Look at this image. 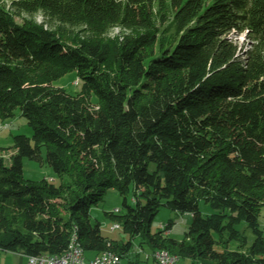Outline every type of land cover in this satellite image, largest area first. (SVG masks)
Here are the masks:
<instances>
[{"label":"trees","instance_id":"16d2710c","mask_svg":"<svg viewBox=\"0 0 264 264\" xmlns=\"http://www.w3.org/2000/svg\"><path fill=\"white\" fill-rule=\"evenodd\" d=\"M165 2L0 0V119L19 109L33 132L14 136L9 165L0 157V250L59 256L76 237L86 259L123 258L139 238L178 258L264 264V0H170L175 36L157 29ZM115 26L128 32L105 36ZM71 72L76 94L54 85ZM24 158L60 183L26 179ZM110 189L125 212L106 214L127 242L91 218ZM162 207L192 215L183 239L171 221L152 231Z\"/></svg>","mask_w":264,"mask_h":264},{"label":"rangeland","instance_id":"374dc122","mask_svg":"<svg viewBox=\"0 0 264 264\" xmlns=\"http://www.w3.org/2000/svg\"><path fill=\"white\" fill-rule=\"evenodd\" d=\"M212 1L213 0H208V2H212ZM175 13H176V8H174L170 4V0H166V2L161 5H159L158 3L154 5L153 14L155 17L157 29H159V31L163 35L165 34V35L175 36L177 29L172 24ZM29 16L30 15L28 14H23L21 17H17V21L22 22L23 17L29 18ZM32 17H34V19L38 23L46 22L44 16L40 12L32 15ZM45 25L47 27H50L51 25L50 21H48L47 24L45 23ZM73 30L76 33L77 31H80L79 29H73ZM127 32L128 31L123 27L115 26L109 28L105 36L107 37L122 36ZM230 36L238 43L239 47H242L244 50L251 48L252 41L249 38L248 31H245L244 33L241 34L239 32L234 31ZM54 85L57 87L65 88L66 91L71 94H76L81 89V82L76 72H71L64 75L63 77L55 81ZM0 123L8 126L0 130V157H3L5 163L9 165L11 163V156L15 152L14 136L23 134L31 137L33 132L28 124L27 119L22 116L21 111L19 109L15 111V117L8 120L0 119ZM23 172H24V177L29 180L48 179L55 182L56 184L60 183L61 181L58 175L53 171V169L50 166H48L46 162L41 164L29 158H24ZM123 203H124L123 196L116 189H110L107 192L104 201L101 202L99 205L92 207L91 218L93 221L101 223V228L106 236L110 237L113 240L127 242L131 239L130 236L125 234L121 228L112 231V227L117 223L115 222L114 218H112L109 215L107 216L106 214V213L115 212L116 209L120 210L119 213L120 215L123 214L125 212ZM128 204L134 205V201L131 195L128 197ZM200 206H201V211L205 216H209L215 213V211L209 205L203 202L200 204ZM186 219H189V217L186 218V216H184L182 213L171 210L167 207H162L160 212L154 219V222L152 224V231L157 232L159 230H162L161 226L166 225L171 221L173 223V227L175 228V231L171 233V238L183 239L185 232L188 230L187 222L189 221H186ZM259 223H260V230L263 231L264 233V211L260 215ZM240 228L247 237L249 245H251L255 240V235L253 231L247 228L245 224H242ZM133 242L135 244V247L132 249L129 257H125L123 259L125 263L128 261L127 258H137L135 256V248L136 246H138L139 238L134 239ZM145 248L147 249L140 254V259L144 262H146V259L149 255L151 256V254L148 253L150 252L148 247ZM88 261L90 260L89 257L87 256V262Z\"/></svg>","mask_w":264,"mask_h":264},{"label":"crops","instance_id":"0c3cea01","mask_svg":"<svg viewBox=\"0 0 264 264\" xmlns=\"http://www.w3.org/2000/svg\"><path fill=\"white\" fill-rule=\"evenodd\" d=\"M184 216H186V218L189 217V219H186V221H189L187 222V226L189 227V225L191 224L190 221H192V215L191 214H183ZM188 216V217H187ZM175 231V228L172 226L171 229L169 230V232L167 233V235L169 237H171V233ZM177 239V238H175ZM178 240H181V239H178ZM134 247H135V244H134ZM147 248H143L141 247L140 245V242L138 243V246H136L135 248V256L137 258H127L128 261L125 263L124 262V258L125 257H129L130 253H128L125 257L122 258V262L121 264H157L154 257H152V255L148 256L147 259H146V262L142 261L140 259V254L145 251ZM149 249V248H148ZM150 254H152L153 251H151L149 249ZM0 264H28V259L27 257L21 253V252H7V251H2L0 250ZM178 264H210L206 261H203V260H192V259H189V258H179L178 260Z\"/></svg>","mask_w":264,"mask_h":264},{"label":"built area","instance_id":"2783aa9c","mask_svg":"<svg viewBox=\"0 0 264 264\" xmlns=\"http://www.w3.org/2000/svg\"><path fill=\"white\" fill-rule=\"evenodd\" d=\"M1 127V126H0ZM115 212L119 213L120 210L116 209ZM161 228H166V225H162ZM112 231H114L112 229ZM157 264H178V258H175L169 254L152 253ZM122 257L118 253H110L107 255H101L92 258L87 262L86 258H83L80 251L75 249V257L64 258L62 260H46L44 263H35V261L28 260V264H121Z\"/></svg>","mask_w":264,"mask_h":264},{"label":"bare ground","instance_id":"6f19581e","mask_svg":"<svg viewBox=\"0 0 264 264\" xmlns=\"http://www.w3.org/2000/svg\"><path fill=\"white\" fill-rule=\"evenodd\" d=\"M0 130L1 129H4L6 127H8L7 125L5 124H1L0 123ZM117 213V212H115ZM120 228V225L119 224H116L112 227V229L115 231L117 229ZM162 230H165L166 228H161ZM77 248V250L80 251V254L82 255L83 258H86L85 257V254H84V249L80 246V244L77 242V239L76 237H73L70 241V244H69V247H68V250L63 254V255H59V256H53V255H42V256H37V257H28V260H31V261H35V263H44L46 262V260H62L64 258H73L75 257V249ZM110 253H113V251H106V252H103L97 256H101V255H107V254H110ZM152 253H160V254H169V255H172L174 256L175 258H178L176 255L172 254L171 252H169L168 250L166 249H158V250H155L153 251ZM95 256V257H97ZM179 260V258H178Z\"/></svg>","mask_w":264,"mask_h":264}]
</instances>
